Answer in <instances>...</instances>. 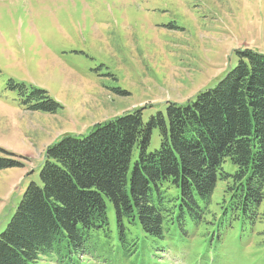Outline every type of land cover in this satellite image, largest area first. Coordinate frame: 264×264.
<instances>
[{
  "label": "rangeland",
  "instance_id": "374dc122",
  "mask_svg": "<svg viewBox=\"0 0 264 264\" xmlns=\"http://www.w3.org/2000/svg\"><path fill=\"white\" fill-rule=\"evenodd\" d=\"M247 49L264 54V0H0V148L14 154L0 155L22 164L0 171V234L39 183L50 146L135 111L145 122L166 116L171 103L214 88ZM37 91L59 104L54 113L32 109L43 102ZM161 140L157 128L148 152ZM223 170L237 168L228 160ZM229 184L218 183L204 222L173 224L163 240L138 234L135 264H264V218L226 208ZM104 249L93 239L84 253L37 264H111Z\"/></svg>",
  "mask_w": 264,
  "mask_h": 264
},
{
  "label": "trees",
  "instance_id": "16d2710c",
  "mask_svg": "<svg viewBox=\"0 0 264 264\" xmlns=\"http://www.w3.org/2000/svg\"><path fill=\"white\" fill-rule=\"evenodd\" d=\"M238 55L237 67L214 88L194 102L171 103L166 116L145 122L135 111L98 124L84 139L67 136L50 146L39 183L29 185L0 234V264L84 253L93 239L104 244L111 264H135L138 234L163 240L173 224L204 222L218 183L230 179L226 208L252 222L264 218L258 211L264 202V54L247 49ZM35 94L43 102L33 110L59 107L45 91ZM157 128L161 146L149 153ZM135 148L140 155L133 163ZM8 156L0 155V171L22 166ZM228 160L237 168L233 175L223 170Z\"/></svg>",
  "mask_w": 264,
  "mask_h": 264
}]
</instances>
